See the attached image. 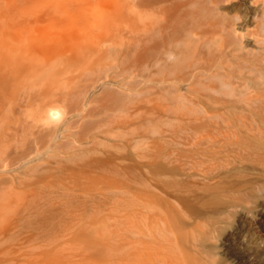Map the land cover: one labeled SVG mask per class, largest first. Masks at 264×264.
<instances>
[{"label": "bare ground", "instance_id": "bare-ground-1", "mask_svg": "<svg viewBox=\"0 0 264 264\" xmlns=\"http://www.w3.org/2000/svg\"><path fill=\"white\" fill-rule=\"evenodd\" d=\"M230 1L0 0V16L19 14L23 23L38 20L51 28L57 55L65 57L64 62L98 61L107 56L130 67L147 66V72L141 73L149 81L144 86L148 98L138 96L147 91L144 87L136 98L135 91L130 93L135 99L132 110L139 112H128L129 117L122 120L134 126L133 149L126 148L129 140L124 151H119V139L114 146L102 142L104 133L119 130L122 118L116 114L115 102L109 108L113 113L95 131L90 144L75 146L69 139L62 144L65 152L70 144L82 152L69 168L102 177L119 173L131 177L123 190L131 195V209L123 213V221L133 223L132 240L131 246L123 240L122 251L126 254L131 247L132 264H264V0H241L235 12L226 7ZM22 61H0V74L7 73L0 78L1 89L12 85L13 90L16 79L19 82L23 77L19 75L25 76L26 69L19 67ZM6 70L19 75L13 74L14 79L13 72L8 75ZM116 73L112 72L118 77ZM27 75L23 83L30 80ZM5 77L14 84L3 83ZM26 83L27 89L21 86L26 92L21 95L25 101L19 112L25 110L24 117L33 123L43 120L50 106H62L66 116L55 128L63 129L68 137L72 114L63 90L38 85L41 89L31 81L30 88ZM6 90L0 92V133L7 126L4 108L7 103L11 108L12 103ZM87 93L83 106L90 102ZM14 121L20 126L19 114ZM1 152L3 170L6 153ZM28 161L22 162L24 172L37 173L36 164L25 169ZM17 177L3 182L15 188L16 182L22 183ZM113 187L119 191V183Z\"/></svg>", "mask_w": 264, "mask_h": 264}, {"label": "rangeland", "instance_id": "rangeland-1", "mask_svg": "<svg viewBox=\"0 0 264 264\" xmlns=\"http://www.w3.org/2000/svg\"><path fill=\"white\" fill-rule=\"evenodd\" d=\"M240 4L241 0H231L229 4H226V7L235 12L240 9ZM23 18L25 19V17ZM21 20L23 19L19 14L0 16V61L2 59H22L24 60L22 61L24 65L20 64L19 67L22 65V69H26L25 73L20 71L21 67L20 70L18 69L19 67H17L18 70L16 68L15 70L25 74V76L19 75V73L16 74L17 72L14 73L13 71L15 70L11 68L13 71H6H8V75L9 71L13 72L12 77L19 75L25 78L26 74L30 76V80L24 81V83V78H20L19 82L22 81L23 85H20L18 79H16V83H19L17 84L18 88L15 83L13 90H11L12 85H8L10 88L4 87L3 89L2 87L1 89L0 87L1 91L10 90V100H12L11 108H8L10 103H7L4 108L7 126L0 133V144H2L0 147L3 148H0V152L6 153L4 157H6L7 165L5 164L4 169L9 167L5 170H0V264L5 262H7L5 264H132L131 247H129L126 254L122 251L123 240L126 238L130 241L129 246H131L132 240L131 225L133 223L132 221H123V213H130L131 209V195L123 193L126 185L131 184V177L123 176L121 173L116 177L104 175L102 177L98 173L81 172L80 169L76 170L69 167L77 163L80 157L78 155L82 153L80 150L74 151L72 144L75 146H87L90 144L89 141L95 131L104 119L113 113L109 108L114 105V102L119 106L116 114L119 115V119L122 118L119 120V130L118 128H112L109 132L104 133L105 138L102 142L108 146H114L116 140L119 139V151H124L126 141L129 140L126 148H134V140L131 137L134 126L124 124V121L126 117H129L127 115L128 112H131L129 113L130 115H135L139 112L133 111L131 105L135 103L133 102L135 101L133 96L136 98V93L139 92V89L141 90L144 86L148 87L149 85L146 76L141 73V71L143 73L147 72V66L144 65L146 66L145 68L140 65V68H138L139 64H135L131 66L133 67L132 69L129 66L130 64L120 61L118 64L114 58L107 56L105 58H97L102 59L98 61L64 62L62 59L66 58L59 54L57 55L56 46L52 41L53 30L51 28L43 27L38 20L29 23L25 21L23 23ZM25 59L34 60H30L32 64L29 65V61L26 62ZM39 59L43 61L45 59L48 62L46 61L45 63V61L42 62ZM116 63L119 66L118 68ZM12 64H10V67H13ZM26 65L27 67H25ZM125 66H129L127 67L128 69ZM27 68L29 69L27 70ZM137 68L138 72L136 71ZM143 68L146 70L144 71ZM7 69L9 68L7 67ZM117 70L118 73L116 74H118L119 78L112 74V72H117ZM1 71L3 73V70ZM107 71L109 72L107 73ZM6 74L4 72L3 76ZM1 76L2 74H0V78ZM19 76H16V78H19ZM7 77L5 79L2 78L3 83ZM112 78H118L119 86L116 84L117 80ZM10 80L13 79L10 78ZM10 80L5 82L7 83ZM100 80L101 82L105 80L107 83L103 85ZM28 81L33 83H30V88L31 84L32 86L46 87V90H48L47 86H50V91L51 87H57L56 89L63 90V92L61 91L62 94H66L68 110L72 114L69 129L71 133L68 137H64L65 131L63 129L56 131L55 125L46 126L42 123L43 120H36L32 123L31 118L27 119L24 117L25 110L21 111L22 113L19 112L22 103L25 101V97L23 98L21 95L24 96L26 92L25 89V92H22L21 86L23 88L28 86V83H26ZM11 82L7 84H11ZM127 83L129 84L127 85ZM147 83L148 85H146ZM43 87L39 88L44 89ZM39 88L35 91H39ZM145 89L143 91L147 94L145 92L139 93L138 96L140 98L144 94V97L148 98V88ZM28 90L30 89L28 88ZM54 91L59 92L60 90ZM134 91L135 94L132 98L129 94L131 93L132 95ZM85 93L89 94L88 99L90 102L86 106L84 105V109L82 97ZM115 95L119 96L118 100ZM144 97L143 99H145ZM110 98L116 99V101H111ZM108 100L111 102L108 103ZM140 100L142 101V99ZM140 100L138 98L139 102ZM121 110L123 112L126 110V114L122 113ZM12 111L15 112L13 113ZM18 114L21 117L20 126L14 121ZM79 120L80 122L77 123ZM116 131L119 132L117 133ZM68 139L72 141V144L67 147L68 150L65 152L62 144L67 142ZM36 140H38L37 143ZM4 145H8L5 153ZM122 148L124 149L122 150ZM71 152L74 155L68 158ZM23 161H28L25 169L36 164L39 171L33 174L24 172ZM16 176L21 179V184L16 182L15 188L11 187V183L4 184L3 180L13 179ZM65 178L68 179L65 180ZM112 180L119 183V191L115 192L116 189L113 187L114 182ZM16 189H20L19 192ZM59 221L60 223L58 224L57 222ZM73 221L75 222L72 223ZM37 225L40 227L38 228ZM26 231L28 234L25 233ZM67 232L71 234L68 235ZM11 260H15V262L11 263ZM23 261L25 262L23 263Z\"/></svg>", "mask_w": 264, "mask_h": 264}, {"label": "clouds", "instance_id": "clouds-1", "mask_svg": "<svg viewBox=\"0 0 264 264\" xmlns=\"http://www.w3.org/2000/svg\"><path fill=\"white\" fill-rule=\"evenodd\" d=\"M66 116V109L62 106H50L43 117V123L46 126L59 125Z\"/></svg>", "mask_w": 264, "mask_h": 264}]
</instances>
